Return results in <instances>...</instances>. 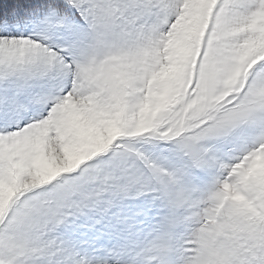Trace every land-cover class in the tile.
<instances>
[{
  "label": "snow or ice",
  "instance_id": "6c2138e0",
  "mask_svg": "<svg viewBox=\"0 0 264 264\" xmlns=\"http://www.w3.org/2000/svg\"><path fill=\"white\" fill-rule=\"evenodd\" d=\"M0 264H264V0H0Z\"/></svg>",
  "mask_w": 264,
  "mask_h": 264
}]
</instances>
